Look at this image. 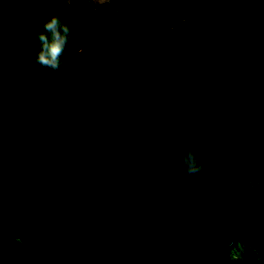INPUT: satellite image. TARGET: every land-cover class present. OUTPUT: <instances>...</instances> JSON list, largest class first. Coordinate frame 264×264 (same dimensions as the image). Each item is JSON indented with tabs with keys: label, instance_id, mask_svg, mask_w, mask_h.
Returning <instances> with one entry per match:
<instances>
[{
	"label": "trees",
	"instance_id": "trees-1",
	"mask_svg": "<svg viewBox=\"0 0 264 264\" xmlns=\"http://www.w3.org/2000/svg\"><path fill=\"white\" fill-rule=\"evenodd\" d=\"M0 150V264L42 256L21 225L49 215L67 264H264V7L0 0Z\"/></svg>",
	"mask_w": 264,
	"mask_h": 264
},
{
	"label": "clouds",
	"instance_id": "clouds-1",
	"mask_svg": "<svg viewBox=\"0 0 264 264\" xmlns=\"http://www.w3.org/2000/svg\"><path fill=\"white\" fill-rule=\"evenodd\" d=\"M95 1L107 2L111 0ZM252 6L254 14L260 15L264 7V0H252ZM44 29L46 32H51L52 42L49 43L47 36L43 33L37 37L41 50L37 54L36 62L42 66L56 69L59 67L58 57L63 51V46L67 43L69 29L66 25L62 26L57 18H52L46 23ZM8 160L5 153L0 150V166L3 168V165L6 164V172L8 169H12V164H9ZM202 170L199 157L189 143V146L181 152L178 176L179 178H198ZM167 182L165 180V184ZM21 229L22 233L28 237L31 248L42 254L38 257L25 258L21 264H67L66 260L57 254V247L55 248L57 241L64 236V226L60 218L54 215L32 217L23 222Z\"/></svg>",
	"mask_w": 264,
	"mask_h": 264
},
{
	"label": "rangeland",
	"instance_id": "rangeland-1",
	"mask_svg": "<svg viewBox=\"0 0 264 264\" xmlns=\"http://www.w3.org/2000/svg\"><path fill=\"white\" fill-rule=\"evenodd\" d=\"M217 143L218 138L216 136H207L203 140L204 149H209L211 145H216ZM210 179L213 181L215 187L219 188L221 186V173L219 171L214 172Z\"/></svg>",
	"mask_w": 264,
	"mask_h": 264
}]
</instances>
